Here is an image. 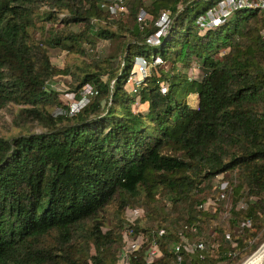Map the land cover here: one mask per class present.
Returning a JSON list of instances; mask_svg holds the SVG:
<instances>
[{"label": "trees", "instance_id": "trees-1", "mask_svg": "<svg viewBox=\"0 0 264 264\" xmlns=\"http://www.w3.org/2000/svg\"><path fill=\"white\" fill-rule=\"evenodd\" d=\"M217 1L124 0V13L109 14L99 0H0V107L19 104L16 115L40 126L0 135V264H114L125 205H141L145 215L143 225H129L145 240L128 253V264H216L220 258L205 247L198 258L180 238L216 218L219 203L197 205L205 189L220 192L212 178L229 173L236 179L224 192L244 235L232 231L235 219L214 225L216 246L234 260L243 247L249 254L258 248L262 236L246 239L264 216V10L237 7L200 26L197 19ZM42 3L47 8L39 11ZM161 11L165 31L146 43ZM98 38L112 43L99 60L62 67L48 60V48L84 55L81 43ZM137 54L168 65L132 91L126 79ZM56 73L69 74L74 98L84 83L96 93L68 113L58 92L45 88ZM137 101L145 111L134 109ZM162 192L171 212L156 205ZM239 199L245 206L235 209ZM109 208L117 215L102 230ZM246 218L249 225H241ZM149 239L159 254L145 262Z\"/></svg>", "mask_w": 264, "mask_h": 264}, {"label": "rangeland", "instance_id": "rangeland-1", "mask_svg": "<svg viewBox=\"0 0 264 264\" xmlns=\"http://www.w3.org/2000/svg\"><path fill=\"white\" fill-rule=\"evenodd\" d=\"M216 7L217 5L214 4L212 8H216ZM45 8H47V3H42L37 6V9L39 11ZM62 14H64V12L58 13L59 16H61ZM123 15H121V17H123ZM197 23L201 25L200 22H197ZM54 24L57 26L59 25V23H54ZM81 45L84 48V53H85L84 55H81L76 52L67 51L66 49H62V48H48L47 49L48 60L55 67H62L64 64H69L71 62H78L81 58L99 60L103 55H105L108 51L111 50L112 43L107 39L98 38V39H95L94 42H82ZM262 63L264 64V58H263ZM167 65H168L167 62H159L157 64H153L152 62H150V64H148V68L145 74H148L151 70L157 71L158 66L166 67ZM188 73H189V76H192V75L195 76L197 73L196 67L195 66L190 67ZM69 81H70L69 74L56 73V74L51 75V77H49L44 82V84H45V88L55 89L58 92V99L60 103L67 106L68 105L67 103H69V101L73 99L71 98V95L73 93L66 89L67 85L69 84ZM126 84L128 85L127 82ZM190 97H192L191 100H189ZM188 100L190 104L192 102V105H194L195 95L193 93H190L188 96ZM133 105H134V109L145 111V106H146L145 103H139L137 101L136 104H133ZM19 106L20 105L16 103H6L5 105L0 107V135L8 136L10 134H13L17 131L18 128H20L23 125H25L26 127H29L30 130L32 131L40 130V126L34 125L32 122H29L26 116L16 115L17 108ZM59 111H60V108L58 106H53L52 113H58ZM222 176H224V174ZM226 176H228V178H225V176L223 178L226 181H229L230 179L235 181L236 179L233 173L232 174L229 173ZM218 181H219L218 177L215 176L212 178L211 184L218 185ZM203 194L206 195L205 199L208 198L213 201V204L208 207L214 206L215 204L217 205V203H219L220 209L218 210L217 216L214 220L210 221L209 223L208 222L198 223V226L194 230L192 228L193 231L190 232V235H191L190 237H187L184 235L181 236L180 238L181 243H183V245L186 246L187 248H190L193 246V243L196 241V239L200 238L204 243L206 252L210 255L217 256L218 258H220L216 264H241L247 258H249L252 254L256 253L258 249L264 244V237H263L264 236L263 235L264 216H260L261 221L263 222V226L259 229H254V231H257V232L253 238L248 237L246 239L247 243H251L253 240L258 238L259 236H262L263 239L259 242V244L261 242L262 243L260 245L258 244L259 245V246L257 245L258 248L255 251L251 252L250 254L247 253L248 247H243L240 251H238V254H237L239 256L238 259L234 260L235 259L234 256L233 257L230 256V254L227 251L220 250L216 246V244L219 242V239H217V237L215 238L216 233L212 229L214 225H220L226 228L228 220L235 219L234 218L235 216H233V213L229 211L230 197L228 195V192H224V195L222 197H219V193H216L214 189L212 191H210V189H205L203 191ZM156 205H159L161 211L171 212L170 211L171 203L168 201L165 192L158 194V202ZM244 206H245V201L243 199H239L235 204V209L243 208ZM111 208H113V204H111ZM111 208H109L110 212H107L105 214L106 225H103L101 227L102 230H105L107 227H109L108 225L112 223L114 217H116L117 215L115 212H114L115 214L111 212L112 210ZM133 209H138V211H140L139 215H137L135 218L132 216L133 214H130V212ZM118 215L122 217L124 222H123V227L120 231L122 243L119 244L120 247L115 252L117 255V259L114 262V264H128L127 262H125L124 258H121L120 251L124 247V242L128 235L127 231L130 230L129 225L135 224L137 226H140L144 224V217H145L144 208L141 205H125L123 209L120 212H118ZM146 220H148V218ZM237 221H238L237 219L233 220L234 225L232 227V231L238 233L239 235L240 234L244 235V233L241 232L242 231L241 226L239 222ZM164 224L170 227L175 226V223L169 220L168 221L165 220ZM176 226H177L176 229H179L178 225ZM152 229H154V227L151 228L150 232L152 231ZM252 229L253 228H251L250 230ZM137 231L138 232L135 234L142 233L140 230H137ZM89 251L92 252L93 249L90 247Z\"/></svg>", "mask_w": 264, "mask_h": 264}, {"label": "built area", "instance_id": "built-area-1", "mask_svg": "<svg viewBox=\"0 0 264 264\" xmlns=\"http://www.w3.org/2000/svg\"><path fill=\"white\" fill-rule=\"evenodd\" d=\"M99 4L101 7L105 8L109 14H117V13H124L126 11L124 0H99ZM216 8H212L213 6L209 7L204 14H202L198 19L197 22H200V26H210L215 22H218L223 16L230 13L232 10H234L237 7H247V6H255L261 10H264V0H218L216 3ZM137 21L144 22L145 20V14L142 9H140L137 12L136 15ZM166 20H167V14L164 11H161L159 13V16L157 17L155 24L158 26V30L154 33H150L147 36H145L144 41L146 43H155L158 41L159 34L164 33L165 27H166ZM262 36L264 38V27L261 30ZM161 62L160 58L155 56L152 60V63H159ZM148 64L150 62L145 59L142 55L137 54L134 56L132 61V67L130 70V73L126 79V82L128 83L130 89L134 91L135 86L139 83V81L143 78L145 75V72L148 68ZM164 86L161 85V89H163ZM96 93V89L90 85L89 83H84L80 90V96L78 98H74L73 94L71 95V98H73L69 103H67V110L68 113H73L76 111L82 104H84L88 98L93 96ZM218 177V187L220 189L219 197H222L224 195V189L226 188L227 181L223 178H219L220 176L216 175ZM213 201L206 198L201 203H198V208H206L209 205H212ZM140 211L138 209H133L130 214H133L132 216L135 218L137 215H139ZM249 219H243L241 221V225H248ZM163 229L162 227L158 228L157 234L162 233ZM127 237L124 242V247L120 251L121 258L125 259V262H127L128 253L136 250L140 244L145 240V236L142 233L139 234H133L131 231H127ZM179 245L174 244V249H178ZM183 247L186 250L189 251H196L198 258H203L204 256V243L201 239L196 240L193 243V246L190 248H187L183 245ZM159 254V248L154 241V239H149L148 244L143 250V259L145 262H150L155 256ZM176 259H180V255L176 256Z\"/></svg>", "mask_w": 264, "mask_h": 264}, {"label": "bare ground", "instance_id": "bare-ground-1", "mask_svg": "<svg viewBox=\"0 0 264 264\" xmlns=\"http://www.w3.org/2000/svg\"><path fill=\"white\" fill-rule=\"evenodd\" d=\"M241 264H264V244Z\"/></svg>", "mask_w": 264, "mask_h": 264}, {"label": "crops", "instance_id": "crops-1", "mask_svg": "<svg viewBox=\"0 0 264 264\" xmlns=\"http://www.w3.org/2000/svg\"><path fill=\"white\" fill-rule=\"evenodd\" d=\"M192 99V97H190V99L189 100H191ZM192 103V102H191Z\"/></svg>", "mask_w": 264, "mask_h": 264}]
</instances>
